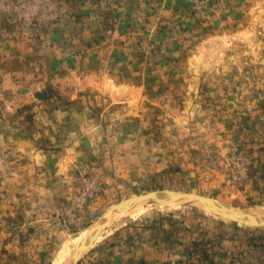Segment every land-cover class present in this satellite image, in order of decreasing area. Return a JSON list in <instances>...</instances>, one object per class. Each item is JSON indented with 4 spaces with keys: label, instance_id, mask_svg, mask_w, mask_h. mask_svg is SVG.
<instances>
[{
    "label": "rangeland",
    "instance_id": "rangeland-1",
    "mask_svg": "<svg viewBox=\"0 0 264 264\" xmlns=\"http://www.w3.org/2000/svg\"><path fill=\"white\" fill-rule=\"evenodd\" d=\"M156 189L264 209V0H0V264H61ZM233 223L142 206L86 254L159 224L151 264H264Z\"/></svg>",
    "mask_w": 264,
    "mask_h": 264
},
{
    "label": "water",
    "instance_id": "water-1",
    "mask_svg": "<svg viewBox=\"0 0 264 264\" xmlns=\"http://www.w3.org/2000/svg\"><path fill=\"white\" fill-rule=\"evenodd\" d=\"M140 205H187L199 208L209 214L221 217L234 223H238L240 225L251 227L264 226V209L256 207L243 208L201 193L191 191L156 189L132 195L111 206L89 227L88 233L91 235V240L87 241V238H85L83 242L80 243L79 248L75 251L72 261L69 264H79L86 252L96 242L99 236L110 226L117 216L127 214ZM100 219L103 221L98 226H95V224L100 221ZM98 232H100L98 237L94 238Z\"/></svg>",
    "mask_w": 264,
    "mask_h": 264
},
{
    "label": "crops",
    "instance_id": "crops-1",
    "mask_svg": "<svg viewBox=\"0 0 264 264\" xmlns=\"http://www.w3.org/2000/svg\"><path fill=\"white\" fill-rule=\"evenodd\" d=\"M110 231L80 264H151L156 254L157 259L165 255V240L175 244L176 239L159 224H119Z\"/></svg>",
    "mask_w": 264,
    "mask_h": 264
},
{
    "label": "trees",
    "instance_id": "trees-1",
    "mask_svg": "<svg viewBox=\"0 0 264 264\" xmlns=\"http://www.w3.org/2000/svg\"><path fill=\"white\" fill-rule=\"evenodd\" d=\"M233 225H234V228L236 229H241V227L242 226H240V224H238V223H233ZM246 226V225H245ZM255 228H261V229H263L264 228V226H257V227H255ZM238 236H235V235H230V234H224V235H222L221 237H231L232 239H238L239 238V234H237ZM256 240H260L259 242H255V243H252V246L254 247V249H258V248H260V247H262V248H264V237L262 236V237H259V238H257ZM261 242V243H260Z\"/></svg>",
    "mask_w": 264,
    "mask_h": 264
},
{
    "label": "bare ground",
    "instance_id": "bare-ground-1",
    "mask_svg": "<svg viewBox=\"0 0 264 264\" xmlns=\"http://www.w3.org/2000/svg\"><path fill=\"white\" fill-rule=\"evenodd\" d=\"M142 206H145V205H140L139 207H137L136 209H138V208H140V207H142ZM147 206V205H146ZM136 209H134V210H136ZM134 210H132V211H134ZM131 212V211H130ZM103 220L102 219H100V221H98L96 224H95V226H98L101 222H102ZM89 229L87 230V232L84 234V236H83V238L76 244V247H75V251L79 248V245H80V243H82L83 242V240L85 239V238H87V241H90L91 240V235H89ZM100 232H98L97 234H96V236H94V238H97L98 237V234H99ZM94 238H93V240H94ZM92 240V241H93ZM92 243V242H91ZM75 253V252H74ZM74 255V254H73ZM73 255L71 256V257H69L66 261H64L63 263H61V264H69L71 261H72V258H73Z\"/></svg>",
    "mask_w": 264,
    "mask_h": 264
}]
</instances>
